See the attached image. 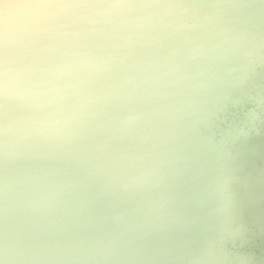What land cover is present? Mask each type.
<instances>
[{"label":"clouds","instance_id":"9594fccd","mask_svg":"<svg viewBox=\"0 0 264 264\" xmlns=\"http://www.w3.org/2000/svg\"><path fill=\"white\" fill-rule=\"evenodd\" d=\"M0 264H264V0H0Z\"/></svg>","mask_w":264,"mask_h":264}]
</instances>
